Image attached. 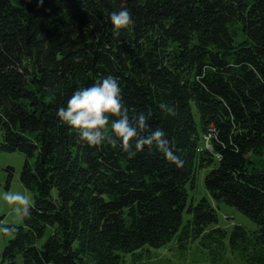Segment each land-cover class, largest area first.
<instances>
[{
  "label": "trees",
  "instance_id": "16d2710c",
  "mask_svg": "<svg viewBox=\"0 0 264 264\" xmlns=\"http://www.w3.org/2000/svg\"><path fill=\"white\" fill-rule=\"evenodd\" d=\"M19 1L0 0V150L25 154L19 180L33 207L0 225L10 235L0 264H121L193 240L214 261L229 248L264 264V169L248 156L264 154V0ZM122 9L134 26L114 36L110 15ZM107 76L130 118L165 131L178 163L154 148L129 159L119 146L89 147L58 118L76 90ZM214 163L210 199L187 206V184ZM219 202L256 229L227 234Z\"/></svg>",
  "mask_w": 264,
  "mask_h": 264
},
{
  "label": "clouds",
  "instance_id": "9594fccd",
  "mask_svg": "<svg viewBox=\"0 0 264 264\" xmlns=\"http://www.w3.org/2000/svg\"><path fill=\"white\" fill-rule=\"evenodd\" d=\"M42 3V0H41ZM113 35L134 26L132 14L127 9L110 15ZM160 109L169 115H175L172 107L161 103ZM58 118L77 131L80 140L89 147L100 148L105 143L119 148L129 159L143 152L145 147L161 152L171 163H178L177 157L169 145L166 133L161 128L150 129L148 117L143 113L130 118L125 106L118 81L112 76L98 80L90 87L76 90L67 102V106L57 110ZM4 199L16 205L12 209L22 219L31 216L32 203L27 196L7 192ZM7 234L5 229H0Z\"/></svg>",
  "mask_w": 264,
  "mask_h": 264
},
{
  "label": "rangeland",
  "instance_id": "374dc122",
  "mask_svg": "<svg viewBox=\"0 0 264 264\" xmlns=\"http://www.w3.org/2000/svg\"><path fill=\"white\" fill-rule=\"evenodd\" d=\"M12 2L14 4H19L20 1L12 0ZM194 111L198 122V113L196 112V109H194ZM208 138V135H203V146L209 147ZM248 156L252 161V165L250 166L257 169H264V154L258 155L249 153ZM25 158V154L18 150H0V225L4 223H21L22 221V218L12 211L16 205L9 204L4 199L5 193H20L27 196L30 202L33 201L32 191L22 185L19 180V174ZM215 165L216 163L206 168H199L194 187H191L189 183L187 184V206L190 203H197L202 197L210 199L209 193L204 184V177L211 167ZM216 210L218 215V225L222 226L227 231V234H229L237 224L242 225L248 230H253L257 227L254 221L234 206L219 202L217 203ZM188 217L189 213H187L186 208L183 212V220L185 221ZM50 230L51 227H48L43 240L46 239ZM9 237L10 235L4 234L0 231V249L4 247ZM124 258L125 260L121 264H249L240 257L233 255L229 248L226 249L221 259L214 261L210 252L201 247L196 240L189 242L185 248L179 247L176 243H172L169 246L162 248L151 247L149 252L138 251L134 254L126 253Z\"/></svg>",
  "mask_w": 264,
  "mask_h": 264
}]
</instances>
